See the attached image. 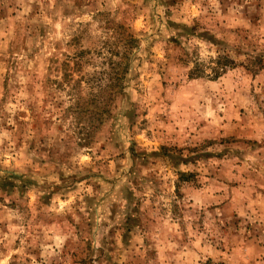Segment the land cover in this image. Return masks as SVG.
<instances>
[{
	"label": "clouds",
	"instance_id": "obj_1",
	"mask_svg": "<svg viewBox=\"0 0 264 264\" xmlns=\"http://www.w3.org/2000/svg\"><path fill=\"white\" fill-rule=\"evenodd\" d=\"M221 2L65 0L83 88L50 85L43 131L20 115L23 88L0 91V181L13 185L0 190V264H264V0H224L227 14ZM17 3L25 25L67 23L56 0ZM224 27L232 39L217 43ZM37 44L5 55L27 64Z\"/></svg>",
	"mask_w": 264,
	"mask_h": 264
},
{
	"label": "rangeland",
	"instance_id": "obj_2",
	"mask_svg": "<svg viewBox=\"0 0 264 264\" xmlns=\"http://www.w3.org/2000/svg\"><path fill=\"white\" fill-rule=\"evenodd\" d=\"M81 3L82 0H77L78 6ZM184 3L185 0H172V4L177 11L183 8ZM21 10L22 6L17 3V0H0V32L7 34L6 46H0V91L3 93L4 101H7L12 92L19 91L23 88L28 94L31 102L29 104V113L22 112L20 115L38 117V119L33 120L32 127L36 128L39 126L43 131L53 122L48 115L49 110L52 108V105L49 103V97L52 95L50 85L55 83L62 86L61 81H75L77 87L83 88L84 86L81 83L82 77L73 74L74 68H78L79 65L73 64L72 58L80 52V49L76 46L77 41L75 40V36H70L68 39L63 38L64 30H71L78 22L68 19L72 13L68 7L65 6V0H56V5L53 9L57 13V20H67L60 35H55L54 29L50 33L48 28L42 25L23 24L17 19V13ZM37 10V7L34 5L32 11L28 13V16H33ZM221 10L224 14H227L224 0L221 2ZM171 14L172 12L170 10L169 15ZM101 15H103V13H101ZM167 23L170 27H180L175 20H168ZM224 23L227 25V21ZM231 31H233V29L224 27L221 32L218 33L220 39L217 40V43L230 41L232 39L229 35ZM5 39V36H0V41H5ZM132 39L135 38L133 37ZM18 40L26 48L32 47L34 40L38 41L35 51L29 54V63L27 64L22 62L12 63L10 57L5 55V53L11 51L12 45L17 44ZM169 40L176 41V37H169ZM110 67L111 77H113L114 71H119L120 73L123 71L115 65H110ZM19 73H23L26 77L23 84L13 83ZM54 73L59 74L58 79L54 77ZM119 82L120 80H114V83ZM260 89H264V80L258 82L257 91ZM67 111L71 112L72 109H68ZM76 116L80 122H84L85 119H93L87 105L80 107ZM238 116L239 112H237V117ZM147 122L146 114L143 123ZM20 123L21 125H26L28 121L24 120L20 121ZM141 131H143V129H141ZM144 142L146 145L148 144L147 136L144 137ZM20 146L24 147L22 137ZM33 148L34 144H31L28 146L27 151H31ZM42 159L47 158L44 157ZM29 171L36 173L39 171V168L29 169ZM32 183H35V181H32ZM12 187L13 185L7 180L0 181V190L9 192ZM20 191L21 194H23L25 189L21 187ZM3 202V196H0V203ZM12 206L14 207V205ZM209 264H211V261H209Z\"/></svg>",
	"mask_w": 264,
	"mask_h": 264
},
{
	"label": "trees",
	"instance_id": "obj_3",
	"mask_svg": "<svg viewBox=\"0 0 264 264\" xmlns=\"http://www.w3.org/2000/svg\"><path fill=\"white\" fill-rule=\"evenodd\" d=\"M134 40V39H133ZM121 74H122V72L120 73L119 71H114V74L112 75L113 77V81L114 80H117V81H119L120 80V77H121ZM111 76V75H110Z\"/></svg>",
	"mask_w": 264,
	"mask_h": 264
}]
</instances>
